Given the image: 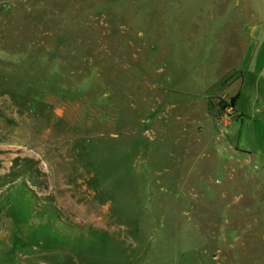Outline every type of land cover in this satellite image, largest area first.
I'll return each mask as SVG.
<instances>
[{
    "label": "rangeland",
    "instance_id": "1",
    "mask_svg": "<svg viewBox=\"0 0 264 264\" xmlns=\"http://www.w3.org/2000/svg\"><path fill=\"white\" fill-rule=\"evenodd\" d=\"M253 43L264 0H0V264H264Z\"/></svg>",
    "mask_w": 264,
    "mask_h": 264
},
{
    "label": "crops",
    "instance_id": "2",
    "mask_svg": "<svg viewBox=\"0 0 264 264\" xmlns=\"http://www.w3.org/2000/svg\"><path fill=\"white\" fill-rule=\"evenodd\" d=\"M249 45L243 44L242 46H237L236 50L233 52L236 58L233 60V66H231L232 70H236L237 78L234 79L233 83H230L229 86L232 84L233 86L238 85L240 82L244 81L243 75H245L246 72L252 71L253 65H256L255 70H259L261 72L264 71V55L261 53L264 49V44L262 45L260 51H258L257 44H252L251 48ZM232 64V63H231ZM257 66H260L257 68ZM240 74V75H239ZM228 86V87H229ZM230 99V107L228 109V112H226L225 116L223 118L219 117L216 118V120H220L219 122H223V126L226 128L224 129V140L220 141L218 138L217 140L220 143L222 148H225V150H228L230 153L233 154V157L236 159L237 162L245 160V162H248L250 160H253L255 157L252 156L253 148L248 147L246 145V142L243 140V134H242V126H240L239 120H238V103L239 99L242 96L241 93L237 94H228L226 95ZM237 113V114H236ZM243 113H241V116ZM238 120V121H236ZM219 124V123H218ZM238 154H244L246 158H238ZM259 155V154H257ZM232 157V156H231Z\"/></svg>",
    "mask_w": 264,
    "mask_h": 264
}]
</instances>
